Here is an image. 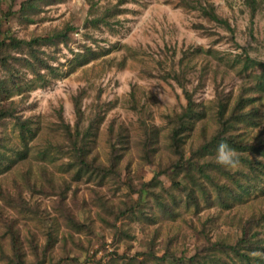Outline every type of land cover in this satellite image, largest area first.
Masks as SVG:
<instances>
[{"label":"rangeland","instance_id":"rangeland-1","mask_svg":"<svg viewBox=\"0 0 264 264\" xmlns=\"http://www.w3.org/2000/svg\"><path fill=\"white\" fill-rule=\"evenodd\" d=\"M3 109L0 264H264V0H0Z\"/></svg>","mask_w":264,"mask_h":264},{"label":"trees","instance_id":"trees-1","mask_svg":"<svg viewBox=\"0 0 264 264\" xmlns=\"http://www.w3.org/2000/svg\"><path fill=\"white\" fill-rule=\"evenodd\" d=\"M212 15L216 16V14H214L213 12H211ZM217 17V16H216ZM260 64H263V62H258ZM187 99H188V103L187 106L185 107L184 111L178 115L177 117V123L174 130H173V140H175V143L177 142L178 139V135L181 134V131H183V129H186V127L189 124V121L195 117L196 113H197V109H196V102L193 100V97L191 96V93L187 92ZM242 103H240L241 105ZM220 118L223 121L222 125H224V128H229L231 127L233 120H237L239 117L236 110H232V115L234 116L232 118V115L228 118V120H223L225 113L227 111V106L224 103L220 104ZM8 110L3 109L0 112V119L3 118L5 115H8L9 113L7 112ZM76 112L77 115L79 117V121L82 120V109L79 105V99H76ZM22 135L25 136V131L24 128L25 126H22ZM234 142L235 140L233 138L230 137H226V136H219V137H215L213 143H226L228 146L230 145L229 143ZM242 147V146H240Z\"/></svg>","mask_w":264,"mask_h":264},{"label":"clouds","instance_id":"clouds-1","mask_svg":"<svg viewBox=\"0 0 264 264\" xmlns=\"http://www.w3.org/2000/svg\"><path fill=\"white\" fill-rule=\"evenodd\" d=\"M215 160L218 164L226 168H236L239 166L238 153L226 143H221L218 146Z\"/></svg>","mask_w":264,"mask_h":264}]
</instances>
